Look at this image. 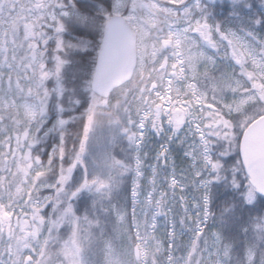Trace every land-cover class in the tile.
<instances>
[{"label": "snow or ice", "instance_id": "6c2138e0", "mask_svg": "<svg viewBox=\"0 0 264 264\" xmlns=\"http://www.w3.org/2000/svg\"><path fill=\"white\" fill-rule=\"evenodd\" d=\"M0 264H264V0H0Z\"/></svg>", "mask_w": 264, "mask_h": 264}]
</instances>
